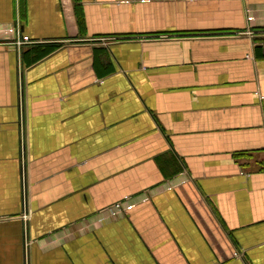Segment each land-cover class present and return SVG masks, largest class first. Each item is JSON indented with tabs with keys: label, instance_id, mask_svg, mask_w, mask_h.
Returning a JSON list of instances; mask_svg holds the SVG:
<instances>
[{
	"label": "crops",
	"instance_id": "obj_1",
	"mask_svg": "<svg viewBox=\"0 0 264 264\" xmlns=\"http://www.w3.org/2000/svg\"><path fill=\"white\" fill-rule=\"evenodd\" d=\"M0 264H264V0H0Z\"/></svg>",
	"mask_w": 264,
	"mask_h": 264
},
{
	"label": "built area",
	"instance_id": "obj_2",
	"mask_svg": "<svg viewBox=\"0 0 264 264\" xmlns=\"http://www.w3.org/2000/svg\"><path fill=\"white\" fill-rule=\"evenodd\" d=\"M33 42L31 41V39L29 37H26L24 36L21 40L17 41L16 42V45L18 47H22L24 46L25 44H32ZM21 102H22V105H23V102H24V95H21ZM22 113H23V109H22ZM24 122H25V117L23 115L22 117V125L24 126ZM21 159H22V162H23V166L26 165V160H27V143H26V137L25 135H23L21 137ZM127 201H129V198H126ZM124 208V202L122 203H118L116 204L113 209H115L116 212H121ZM30 215V211L28 210L26 213H24V218L25 220H27Z\"/></svg>",
	"mask_w": 264,
	"mask_h": 264
},
{
	"label": "trees",
	"instance_id": "obj_3",
	"mask_svg": "<svg viewBox=\"0 0 264 264\" xmlns=\"http://www.w3.org/2000/svg\"><path fill=\"white\" fill-rule=\"evenodd\" d=\"M55 46H44V45H34L32 48H31V50H29V51H33V54H35L34 55V59L36 58V59H39V58H41L40 56L41 55H44V54H46V52H48V50H50L51 48L53 49ZM29 51L27 52V53H29ZM37 51V52H36Z\"/></svg>",
	"mask_w": 264,
	"mask_h": 264
}]
</instances>
